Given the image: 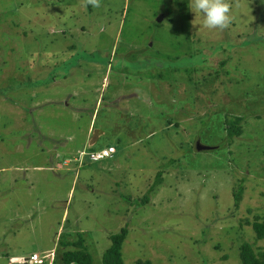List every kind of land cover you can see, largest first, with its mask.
<instances>
[{
    "label": "rangeland",
    "instance_id": "1",
    "mask_svg": "<svg viewBox=\"0 0 264 264\" xmlns=\"http://www.w3.org/2000/svg\"><path fill=\"white\" fill-rule=\"evenodd\" d=\"M7 1L0 2V85L8 86L0 92V264L50 254L60 235L76 239L78 231L93 264H102L110 235L124 226V264H240L243 242L264 247L245 222L264 219V41L250 53L227 40L239 44L236 35L246 31L241 44L251 46L247 35H264V0L239 7L229 0L233 22L222 32L200 28L202 15L194 25L190 0H100L98 8L84 0ZM67 16V34L49 26ZM224 43L237 53L220 68V85L195 89L151 75L182 52L210 65L194 74L212 72L224 54L210 52ZM71 50L83 54L79 64H60L45 85L23 84L28 74L48 77ZM108 53L106 66L92 60ZM159 103L180 127L166 126ZM224 111L245 117L230 143L219 126ZM197 139L213 148L197 150ZM94 143L116 153L79 164L78 151ZM55 257L52 264H62Z\"/></svg>",
    "mask_w": 264,
    "mask_h": 264
},
{
    "label": "trees",
    "instance_id": "2",
    "mask_svg": "<svg viewBox=\"0 0 264 264\" xmlns=\"http://www.w3.org/2000/svg\"><path fill=\"white\" fill-rule=\"evenodd\" d=\"M5 1L6 0H0V2H2L4 4H5ZM7 3H9V5H12V7H16L17 1L16 0H8ZM91 8H92L91 6L88 7L89 12L92 10ZM180 10H181V7H180ZM45 11H48V10H45ZM51 19H52V24H50L49 26H54L55 30L62 29L61 31L64 34H67V32H68L66 26L73 25L71 20H69L68 16L66 18H63L61 21L56 19V18H53V17H51ZM156 25H160V23L159 24L157 23ZM252 26L254 28L256 25L253 24ZM43 31H44L45 35L48 34V32L46 30H43ZM252 32H253L252 35H247L250 37L252 36V39L251 40L247 39V40L243 41L244 43H247V44L249 42H252L251 46H243L241 44L242 34L248 33L246 31L240 32V34L238 33L237 35L235 34L237 37L239 36L241 38V40L239 41V44L232 43L230 39H227V40H229V42L231 44H234V47L235 46H241L242 48H247V52L252 53L253 47L257 44H259L261 46L263 44L262 41H264V35H262V34L258 35L257 31H255V30ZM38 33H39V31H38ZM36 39H37V37H36ZM38 40H40V38ZM42 42H43V40L41 41V43ZM190 44L192 46H194L193 43H190ZM224 44L221 47V49H219V50L215 49L214 52H210L211 54H213V53H217L218 51H221V52H223L224 57L219 61L218 67L213 68L212 72H207L205 75L202 74V75L198 76L197 74H194V73H199L203 69L210 68V65L207 64L206 59H205V62H203L204 63L203 65H197V64L193 63L192 57L193 56L195 57V55H196L195 52H193L192 54L191 53H184V52L180 53L177 56L178 58H177L176 64L173 65L170 63H166L164 66L165 68L164 67L161 68L159 65L157 67V69L151 71V75L153 76V78H156L157 80L162 81L165 79L169 83H172V84H175L176 81L179 79L185 80V82L192 84L195 89H199L200 85H201V87L202 86L205 87V83H209V82H211V83L213 82L216 85L217 84L220 85L221 82L218 79L220 68L226 66V63H228L230 60H234L235 59L234 56L237 53V50H235V51L233 49L227 50V48H229V45H227V43H224ZM44 46L46 49L47 44ZM73 46H74V44H73ZM36 48L43 49L42 47H36ZM45 49H43V50H45ZM227 51H229V52H227ZM29 52L30 51H28V53ZM109 53H108V55L101 56L99 58L93 57L92 60L94 62L96 61V62L101 63L102 65L106 66L109 62ZM112 55L116 56V53H114ZM68 56H70V57L69 58L67 57V59H65V61L58 62V63L52 65L53 71H52V69L49 70V76L48 77H44V78L38 79V80H32L28 74V76L25 78L23 84L27 83V85L29 84L30 87L33 86L34 84L45 85V84L49 83V81H52L51 78L55 77V75H54L55 73H53V72H54V70L59 68L60 64L68 67V64L70 66L76 65V64H79L81 62V59H84L82 57L83 54L81 56L78 52L73 51V50H71V52L68 54ZM206 57H207V54H206ZM71 59L78 61V62L77 63L74 62L75 64H71ZM115 63L111 66L112 68L116 66ZM138 64L139 63H135V65H138ZM116 67H117V69H119L118 66H116ZM17 68H19V66H17ZM126 69H128V68H126ZM178 71L183 72V74H185V75L183 77L180 76L181 78L180 77L176 78L175 73ZM241 72H244V71L241 70ZM244 73L247 74L246 72H244ZM61 77L66 78L67 76H65V74H63ZM243 78H245V77H243ZM15 79L10 80V82L14 83ZM237 83H240V80H236V84ZM156 85H157V83H156ZM19 86H20V81L18 80L16 87L19 88ZM0 88H1L0 92H2L1 94H6L5 91H3V89L8 88V86H1L0 85ZM242 91L245 95L250 96V92H248L249 90L246 91L244 89ZM174 99H172V101H174ZM159 105H162V108L157 109L156 114L166 116V120H165L166 126L167 127H172V126L180 127L182 124L181 121H178L176 118H174L172 112H170V114H168L166 112L168 109L167 105L165 103L164 104L159 103ZM236 108H240V106H236ZM169 115H172V116L170 117ZM244 118L245 117L242 114H233V112L231 113L229 111L221 112V116L219 118V126H220V129H222L226 135L225 136V138H226L225 142H228V143L232 142V140L234 139L235 136H238L242 133L241 122L244 120ZM191 141L192 140H190L189 142H186V144L190 145ZM84 143H85V141H84ZM223 144L224 143H219V147L223 146ZM86 145L87 146H84V147H86V150H79V151L92 152V151L100 150L103 147H106L103 144H95V143L92 145H89V144H86ZM84 161H85V159H83V162ZM158 177L159 178L161 177L160 173L157 175V180H159ZM239 190H240V188H239ZM239 192L240 191H238V190L234 191V199H235L236 205L238 202ZM147 201H148V198L146 196H144L143 198L141 197V198H139L138 201H135V202H136L137 206H144ZM245 222L251 226L252 232L254 233V238L256 240H264V219L260 218L259 216H255L253 218V220L245 219ZM128 231H129L128 228L126 226H124L120 229L119 232L110 235L111 243H110L109 247L105 249V251L102 255V264H124L123 257H122V245H123V243L127 237ZM84 234L81 231L76 232V236H77L76 239H72V236L70 233H66L64 235L59 236L58 241H57V245H56V249H55V253L60 255L62 264H93V258H92L91 252L88 250V246L85 244L86 238L84 237ZM7 258L10 260V257H7ZM11 258H14V257L11 256ZM238 258H239L240 264H264V247H256L255 248L253 246V244H251L249 242H243L239 247ZM55 260H56V257L54 258L53 262H55ZM9 263L17 264V263H12L11 261H9ZM140 263H141V260H138L137 264H140ZM144 264H151V263H150V261L146 260V261H144Z\"/></svg>",
    "mask_w": 264,
    "mask_h": 264
},
{
    "label": "clouds",
    "instance_id": "3",
    "mask_svg": "<svg viewBox=\"0 0 264 264\" xmlns=\"http://www.w3.org/2000/svg\"><path fill=\"white\" fill-rule=\"evenodd\" d=\"M84 4L85 6L90 4L94 8H98L100 7V0H84ZM236 7H239V0H237L236 2ZM189 8L192 12L196 14V18L193 21L194 25L196 24L195 21L197 17L202 15L203 19L201 24L199 25L200 28L203 29H207L210 31L219 30L222 32L228 29L233 22V15H232L233 4L230 3L229 0H190ZM76 158H79V153L77 154ZM85 158L87 157L84 156V159ZM51 253L52 254L44 258L45 261L47 260L48 257H50L49 259L50 261L48 262V264H52L55 258V250H53ZM42 255H46V254H42ZM29 260H30V256L24 263L22 261H19L17 264H28Z\"/></svg>",
    "mask_w": 264,
    "mask_h": 264
},
{
    "label": "built area",
    "instance_id": "4",
    "mask_svg": "<svg viewBox=\"0 0 264 264\" xmlns=\"http://www.w3.org/2000/svg\"><path fill=\"white\" fill-rule=\"evenodd\" d=\"M114 152H115V147L111 145L103 147L102 149L97 150V151H92V152L80 151L79 158H77V160L79 161V163H81L85 156L90 161H99L102 159H106L108 157H112ZM50 254L40 256L37 253H33L30 256V260L28 261V264H41L43 263L44 258Z\"/></svg>",
    "mask_w": 264,
    "mask_h": 264
},
{
    "label": "water",
    "instance_id": "5",
    "mask_svg": "<svg viewBox=\"0 0 264 264\" xmlns=\"http://www.w3.org/2000/svg\"><path fill=\"white\" fill-rule=\"evenodd\" d=\"M161 18H162V15L157 16L156 21H160ZM195 144H196L197 150H204V149H212L213 148V146H208L206 144H201L199 139H197Z\"/></svg>",
    "mask_w": 264,
    "mask_h": 264
},
{
    "label": "crops",
    "instance_id": "6",
    "mask_svg": "<svg viewBox=\"0 0 264 264\" xmlns=\"http://www.w3.org/2000/svg\"><path fill=\"white\" fill-rule=\"evenodd\" d=\"M114 155V154H113Z\"/></svg>",
    "mask_w": 264,
    "mask_h": 264
}]
</instances>
